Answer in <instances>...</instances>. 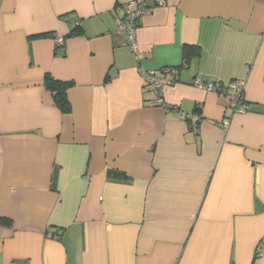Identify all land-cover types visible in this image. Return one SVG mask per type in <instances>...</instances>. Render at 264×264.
<instances>
[{
    "label": "crops",
    "instance_id": "crops-1",
    "mask_svg": "<svg viewBox=\"0 0 264 264\" xmlns=\"http://www.w3.org/2000/svg\"><path fill=\"white\" fill-rule=\"evenodd\" d=\"M129 1L0 0V264H264V0H145L139 65Z\"/></svg>",
    "mask_w": 264,
    "mask_h": 264
},
{
    "label": "built area",
    "instance_id": "built-area-1",
    "mask_svg": "<svg viewBox=\"0 0 264 264\" xmlns=\"http://www.w3.org/2000/svg\"><path fill=\"white\" fill-rule=\"evenodd\" d=\"M156 6H163L164 0H155ZM153 8L145 4V0H130L123 8V14L116 20L117 30L124 36V46L127 47L133 54L135 62L139 65L141 57L138 54L136 43V32L139 21L152 12ZM56 44L61 45L63 40L56 38ZM186 65L183 63L182 68ZM179 75V69H162L159 71L141 72V76L145 85L152 88L156 96V105L164 106L159 95L160 90L165 86H172L176 83ZM194 86L198 89L223 94L229 99V105L233 112L242 113L246 110L247 105L243 100V82L229 83L223 85L213 82H202L200 79L194 80ZM178 119L185 122L195 129L198 126L200 116L197 113L185 114L178 112ZM222 128L227 127V123L221 124Z\"/></svg>",
    "mask_w": 264,
    "mask_h": 264
},
{
    "label": "trees",
    "instance_id": "trees-1",
    "mask_svg": "<svg viewBox=\"0 0 264 264\" xmlns=\"http://www.w3.org/2000/svg\"><path fill=\"white\" fill-rule=\"evenodd\" d=\"M79 33H80V27L78 25H76V27L72 30L71 34L68 35L67 38H72L75 35L77 36V34H79ZM55 40H56V38H55ZM62 40H64V39H62ZM58 46H60V45H58ZM187 50L188 49H185V51H184L185 57H188V55H189L187 53ZM44 86L52 94V99H53V102L56 105V107H58L59 110L63 114L69 113L70 112V105H69L67 98H66V92L69 88L72 87V83L66 82V81H59V80L54 79L50 75H46L44 77Z\"/></svg>",
    "mask_w": 264,
    "mask_h": 264
}]
</instances>
